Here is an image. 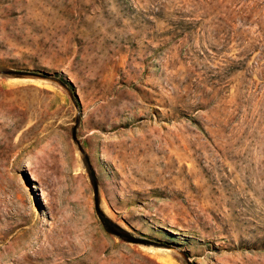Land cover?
Instances as JSON below:
<instances>
[{"label": "rangeland", "instance_id": "374dc122", "mask_svg": "<svg viewBox=\"0 0 264 264\" xmlns=\"http://www.w3.org/2000/svg\"><path fill=\"white\" fill-rule=\"evenodd\" d=\"M0 264H264V0H0Z\"/></svg>", "mask_w": 264, "mask_h": 264}, {"label": "bare ground", "instance_id": "6f19581e", "mask_svg": "<svg viewBox=\"0 0 264 264\" xmlns=\"http://www.w3.org/2000/svg\"><path fill=\"white\" fill-rule=\"evenodd\" d=\"M29 130H34V129H29Z\"/></svg>", "mask_w": 264, "mask_h": 264}]
</instances>
